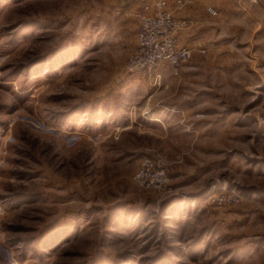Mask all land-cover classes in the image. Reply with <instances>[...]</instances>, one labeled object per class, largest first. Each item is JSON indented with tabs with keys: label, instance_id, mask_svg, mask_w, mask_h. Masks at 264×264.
<instances>
[{
	"label": "rangeland",
	"instance_id": "1",
	"mask_svg": "<svg viewBox=\"0 0 264 264\" xmlns=\"http://www.w3.org/2000/svg\"><path fill=\"white\" fill-rule=\"evenodd\" d=\"M112 1L0 0V264H264V40L131 70Z\"/></svg>",
	"mask_w": 264,
	"mask_h": 264
},
{
	"label": "built area",
	"instance_id": "2",
	"mask_svg": "<svg viewBox=\"0 0 264 264\" xmlns=\"http://www.w3.org/2000/svg\"><path fill=\"white\" fill-rule=\"evenodd\" d=\"M190 1L174 0L175 8L171 7L169 0L144 1L141 9L134 13L138 20L137 49L128 61L131 70L153 72L162 64L177 70L192 58L195 48L181 43L178 36L179 31L189 25V21L175 14L176 11L185 9ZM208 10L217 14L213 6H209ZM151 170L153 163L147 161L137 172L135 177L141 186L162 185L165 179L164 171L153 174L150 173Z\"/></svg>",
	"mask_w": 264,
	"mask_h": 264
},
{
	"label": "crops",
	"instance_id": "3",
	"mask_svg": "<svg viewBox=\"0 0 264 264\" xmlns=\"http://www.w3.org/2000/svg\"><path fill=\"white\" fill-rule=\"evenodd\" d=\"M145 0H113L111 4L118 8L127 7L130 12L140 10ZM175 8L174 0H169ZM264 0H191L185 9L175 12L185 17L189 25L179 31V40L195 48L194 60L204 56L201 49L209 50L212 43L228 44L250 43L264 40ZM209 6L215 7L217 14H211Z\"/></svg>",
	"mask_w": 264,
	"mask_h": 264
}]
</instances>
